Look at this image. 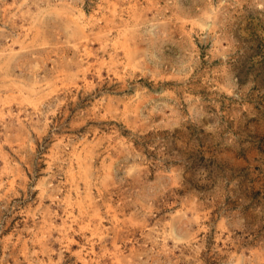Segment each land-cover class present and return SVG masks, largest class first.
Masks as SVG:
<instances>
[{"label": "rangeland", "instance_id": "rangeland-1", "mask_svg": "<svg viewBox=\"0 0 264 264\" xmlns=\"http://www.w3.org/2000/svg\"><path fill=\"white\" fill-rule=\"evenodd\" d=\"M0 264H264V0H0Z\"/></svg>", "mask_w": 264, "mask_h": 264}]
</instances>
